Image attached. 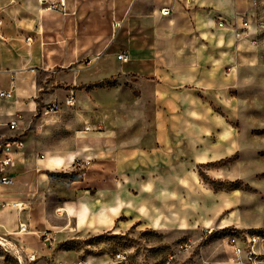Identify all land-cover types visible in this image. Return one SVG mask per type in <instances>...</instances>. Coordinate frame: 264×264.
<instances>
[{
  "label": "crops",
  "instance_id": "1",
  "mask_svg": "<svg viewBox=\"0 0 264 264\" xmlns=\"http://www.w3.org/2000/svg\"><path fill=\"white\" fill-rule=\"evenodd\" d=\"M164 7L170 15L161 14ZM65 9L59 0H0V90L11 93L0 97V139L19 133L25 142L15 156L16 181L0 185L4 246L19 264H35L40 257L53 259L62 239L76 233L226 222L223 204L204 216L190 203L195 195L202 202L203 192H222L203 184L198 166L240 149L234 92L264 34L252 26L251 38L259 40L254 45L218 22L237 21L239 27L245 14L264 17V0H65ZM121 53L129 61L119 60ZM115 74L132 77L143 95L142 86L152 87V132L137 137V144L97 151L96 178L73 181L72 197L49 201L53 180L43 169L59 165L60 152L49 145L48 157H36L25 126L59 101L64 83ZM12 120L16 132L8 127ZM21 223L27 232H20ZM45 232L51 241L41 238ZM31 253L34 262L27 260Z\"/></svg>",
  "mask_w": 264,
  "mask_h": 264
},
{
  "label": "rangeland",
  "instance_id": "2",
  "mask_svg": "<svg viewBox=\"0 0 264 264\" xmlns=\"http://www.w3.org/2000/svg\"><path fill=\"white\" fill-rule=\"evenodd\" d=\"M263 45L251 51L250 59L244 62L240 85L234 92L238 117L232 124L240 134V149L230 157L198 166L203 184L222 192H203L202 202L195 195L190 203L204 216L223 204L222 219L226 222L220 220L210 227L195 225L188 230L134 226L127 231L76 233L62 239L53 259L40 257L35 264H125L119 255L126 256L129 264H235L229 236L248 232L264 235ZM87 67L85 64L82 70L91 68ZM142 89L144 95L132 77L120 78L117 74L78 84L66 82L58 100L62 102L73 90L75 105H63L57 113H41L36 117L38 122L25 126L36 157L39 153L42 158L48 157L44 149L49 145L60 152V164L43 169L53 180L47 193L49 201L62 194L72 197L73 181L96 178L91 170L97 151L137 144V137L152 132V87ZM77 158L92 159L88 171H73ZM259 249L264 254V248ZM8 250L12 249L0 244V264H19L16 254Z\"/></svg>",
  "mask_w": 264,
  "mask_h": 264
},
{
  "label": "built area",
  "instance_id": "3",
  "mask_svg": "<svg viewBox=\"0 0 264 264\" xmlns=\"http://www.w3.org/2000/svg\"><path fill=\"white\" fill-rule=\"evenodd\" d=\"M176 2H185L189 3L193 0H174ZM59 5L61 6V10L63 13L66 12L65 9V0H59ZM161 14L164 16H168L171 14V10L167 7H164L160 10ZM219 26L231 25L235 28V35L238 39H249V41L258 45L259 40L251 38V29L252 26L256 28L257 31L264 34V17L261 15H255L253 19L250 15H243L240 18V25L238 27L237 21L227 22L224 19H219ZM27 41H31V38H27ZM264 46V45H263ZM117 58L122 62L129 61V56L125 53L118 54ZM11 96L9 91L0 90V97ZM76 103V98L74 93H70L66 96L64 102L53 101L50 104L46 105L44 108V113H57L63 105L73 106ZM8 127L10 130L16 132L18 129L17 120H12L8 123ZM25 146L24 139L22 134L15 133L7 138L0 139V185H11L16 181V174L14 169L17 165L16 154L20 152ZM92 165V159L86 158H77L73 164L74 170H87ZM14 206H19L21 204H13ZM20 232H27V226L24 223L20 225ZM41 238L45 240L51 241L53 238L47 233H43ZM1 241L4 242L2 237H0ZM4 246V243H1ZM228 244L232 250V260L235 264H264V254H261L260 247L264 248V235L259 233H246L244 236L231 235L228 238ZM122 257V261L125 264H129L126 256L119 255ZM37 259L35 253H31L27 256V260L29 262H34ZM20 260V259H19ZM20 264H22V260H20ZM62 264V263H57ZM78 264H82V262H78Z\"/></svg>",
  "mask_w": 264,
  "mask_h": 264
},
{
  "label": "bare ground",
  "instance_id": "4",
  "mask_svg": "<svg viewBox=\"0 0 264 264\" xmlns=\"http://www.w3.org/2000/svg\"><path fill=\"white\" fill-rule=\"evenodd\" d=\"M0 242L3 243V241H1V239H0Z\"/></svg>",
  "mask_w": 264,
  "mask_h": 264
}]
</instances>
